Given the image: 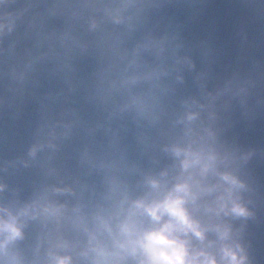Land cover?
<instances>
[{
  "label": "clouds",
  "instance_id": "obj_1",
  "mask_svg": "<svg viewBox=\"0 0 264 264\" xmlns=\"http://www.w3.org/2000/svg\"><path fill=\"white\" fill-rule=\"evenodd\" d=\"M0 264H264V0H0Z\"/></svg>",
  "mask_w": 264,
  "mask_h": 264
}]
</instances>
